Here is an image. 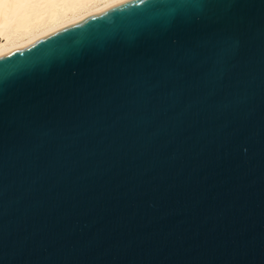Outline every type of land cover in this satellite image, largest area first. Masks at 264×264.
Returning a JSON list of instances; mask_svg holds the SVG:
<instances>
[{
  "label": "water",
  "instance_id": "water-1",
  "mask_svg": "<svg viewBox=\"0 0 264 264\" xmlns=\"http://www.w3.org/2000/svg\"><path fill=\"white\" fill-rule=\"evenodd\" d=\"M0 264H264V0H124L0 53Z\"/></svg>",
  "mask_w": 264,
  "mask_h": 264
},
{
  "label": "bare ground",
  "instance_id": "bare-ground-1",
  "mask_svg": "<svg viewBox=\"0 0 264 264\" xmlns=\"http://www.w3.org/2000/svg\"><path fill=\"white\" fill-rule=\"evenodd\" d=\"M124 0H0V53Z\"/></svg>",
  "mask_w": 264,
  "mask_h": 264
}]
</instances>
